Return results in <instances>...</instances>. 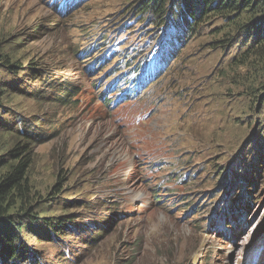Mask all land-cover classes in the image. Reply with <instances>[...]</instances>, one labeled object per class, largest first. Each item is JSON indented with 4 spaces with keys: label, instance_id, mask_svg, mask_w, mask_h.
Masks as SVG:
<instances>
[{
    "label": "rangeland",
    "instance_id": "1",
    "mask_svg": "<svg viewBox=\"0 0 264 264\" xmlns=\"http://www.w3.org/2000/svg\"><path fill=\"white\" fill-rule=\"evenodd\" d=\"M152 1L0 0V56L19 65H0V159L26 145L14 131L32 136L34 216L82 202L58 240L24 220L32 264H247L260 249L264 264V67L232 66L244 40L212 48L218 18L189 36L172 2L163 21L138 13ZM159 45L167 69L116 100Z\"/></svg>",
    "mask_w": 264,
    "mask_h": 264
},
{
    "label": "trees",
    "instance_id": "2",
    "mask_svg": "<svg viewBox=\"0 0 264 264\" xmlns=\"http://www.w3.org/2000/svg\"><path fill=\"white\" fill-rule=\"evenodd\" d=\"M171 2L170 10L173 8L175 10L172 12L175 21L178 19L189 32V36L193 35L195 28L203 26V19L207 21L208 18L216 17L221 25L213 33L215 37L211 41V44H214L212 48L227 50L233 48L239 40H244L247 45L235 58L232 66H248L250 72H260L259 68L264 67V0H153L151 4L146 5L147 11L138 13L145 15L149 12L163 21L165 7ZM0 65L11 75L19 70V65L9 60L7 56H0ZM244 79L247 83H242L243 88L247 91L253 90L254 81H249L250 78ZM2 97L0 92V112L5 111ZM27 128L33 127L30 125ZM13 133L18 139H26L27 143L23 147L19 145L8 151L5 158L0 159V264H32L36 258L32 256L29 246L23 243L21 237L24 220L29 219L31 223L39 221L48 238H51L49 237L51 234L54 240H58L56 236L67 235L65 227L73 219L70 212L78 211L82 202L76 200L69 203L63 219H53L40 214L34 216L33 204H36L37 200L32 198L30 181L27 179L32 159L28 150L26 151L33 137L19 136L18 131ZM224 172L225 170L221 174Z\"/></svg>",
    "mask_w": 264,
    "mask_h": 264
},
{
    "label": "bare ground",
    "instance_id": "3",
    "mask_svg": "<svg viewBox=\"0 0 264 264\" xmlns=\"http://www.w3.org/2000/svg\"><path fill=\"white\" fill-rule=\"evenodd\" d=\"M242 233V232H241Z\"/></svg>",
    "mask_w": 264,
    "mask_h": 264
}]
</instances>
